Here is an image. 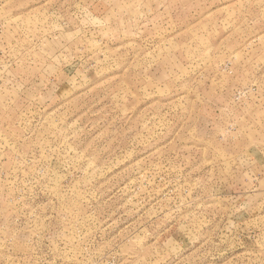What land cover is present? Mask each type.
I'll return each instance as SVG.
<instances>
[{
    "label": "rangeland",
    "instance_id": "obj_1",
    "mask_svg": "<svg viewBox=\"0 0 264 264\" xmlns=\"http://www.w3.org/2000/svg\"><path fill=\"white\" fill-rule=\"evenodd\" d=\"M0 264H264V0H0Z\"/></svg>",
    "mask_w": 264,
    "mask_h": 264
}]
</instances>
